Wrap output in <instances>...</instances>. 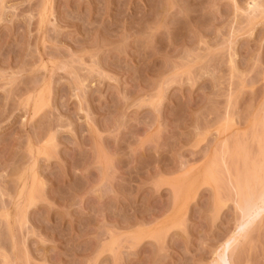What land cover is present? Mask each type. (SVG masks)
<instances>
[{"label": "rangeland", "instance_id": "374dc122", "mask_svg": "<svg viewBox=\"0 0 264 264\" xmlns=\"http://www.w3.org/2000/svg\"><path fill=\"white\" fill-rule=\"evenodd\" d=\"M263 175L264 0H0V264H264Z\"/></svg>", "mask_w": 264, "mask_h": 264}, {"label": "bare ground", "instance_id": "6f19581e", "mask_svg": "<svg viewBox=\"0 0 264 264\" xmlns=\"http://www.w3.org/2000/svg\"><path fill=\"white\" fill-rule=\"evenodd\" d=\"M260 181V182H259ZM258 182L260 183V187L258 185V189L260 188V190H256L258 191L257 193H255V191L253 189H251V186L250 188H248L245 184L241 185V188L244 187L246 188V192L244 194V199H245V202L246 203H251V208L249 210V212L247 214H249V217H250V212L252 213H259L260 210H262L264 208V175H263V178H261V180H258ZM249 185V184H248ZM257 188V186H256ZM253 190V191H252ZM246 214V216H247ZM253 215V214H252ZM255 215V214H254ZM253 215V218L255 217ZM244 216V218L246 217ZM248 218V217H247ZM246 220V221H245ZM245 220L243 222H241L237 228V231L234 233L233 236H231V238L223 245L221 251L219 252V258L220 259H224L225 257V254L227 252V250L241 237L240 236V232L239 230L244 227V226H247L245 225L246 223L248 224V220L245 218ZM251 221V219H250ZM254 221V219H253ZM252 221V222H253ZM246 222V223H245ZM251 222V223H252ZM249 223V224H251ZM220 261L217 260L215 263L216 264H220L219 263ZM227 263V262H226ZM225 263V264H226Z\"/></svg>", "mask_w": 264, "mask_h": 264}, {"label": "clouds", "instance_id": "9594fccd", "mask_svg": "<svg viewBox=\"0 0 264 264\" xmlns=\"http://www.w3.org/2000/svg\"><path fill=\"white\" fill-rule=\"evenodd\" d=\"M251 227H252L251 224H248L247 226L242 227V228L239 230V232H240V236H241V237L245 236Z\"/></svg>", "mask_w": 264, "mask_h": 264}]
</instances>
